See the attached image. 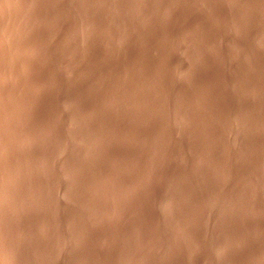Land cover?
I'll return each mask as SVG.
<instances>
[{
  "label": "rangeland",
  "instance_id": "1",
  "mask_svg": "<svg viewBox=\"0 0 264 264\" xmlns=\"http://www.w3.org/2000/svg\"><path fill=\"white\" fill-rule=\"evenodd\" d=\"M0 264H264V0H0Z\"/></svg>",
  "mask_w": 264,
  "mask_h": 264
}]
</instances>
